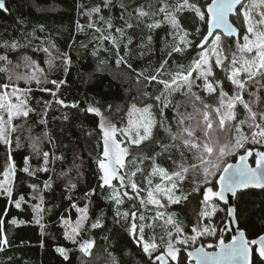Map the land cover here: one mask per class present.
<instances>
[{
    "label": "snow or ice",
    "instance_id": "6c2138e0",
    "mask_svg": "<svg viewBox=\"0 0 264 264\" xmlns=\"http://www.w3.org/2000/svg\"><path fill=\"white\" fill-rule=\"evenodd\" d=\"M26 7L42 16L59 11L42 0H26ZM73 8L74 31L61 48L47 23L14 16L17 9L0 0V264H19L9 255V226L34 224L48 235L45 218L59 205L49 206L46 193L57 180L69 202L57 225L72 247L55 252L66 264L73 252L79 264H93L91 234L108 231L109 220L146 258L136 264H180L186 248L196 264H264V215L256 231L237 227L228 243L219 216L239 224L250 191L264 196V0H74ZM88 56L91 72L81 63ZM73 65L82 83L114 65L113 80L132 85L126 102L69 103L62 89ZM60 109L74 110L83 142L71 157L50 128V113ZM85 152L96 183L79 195ZM97 196L110 217L103 208L93 216ZM24 212L31 218L18 219ZM206 240L215 251H206ZM105 251V264H121Z\"/></svg>",
    "mask_w": 264,
    "mask_h": 264
},
{
    "label": "trees",
    "instance_id": "16d2710c",
    "mask_svg": "<svg viewBox=\"0 0 264 264\" xmlns=\"http://www.w3.org/2000/svg\"><path fill=\"white\" fill-rule=\"evenodd\" d=\"M42 3H54L59 11L52 13L48 16H42L37 12H32L26 7L25 3L22 4L21 0H9V6L17 9L14 12V16L17 14H22L25 16H30L34 21L39 23H47L50 30H52L53 39L59 44L61 48H64L66 44L69 42V29L74 31V22L77 19L75 10L73 8L74 0H42ZM13 16V18H14ZM13 18H9L8 23H12ZM63 29V33L61 36H57L56 30ZM83 37H78V39H82ZM76 47L75 45L73 46ZM83 50H81L82 52ZM41 57L43 54H40ZM73 58H76V52L72 53ZM83 71L91 72L95 67V62L93 59L88 56L87 63H83ZM46 67V65H42ZM116 69L113 66L105 69L103 72H99L96 74L95 79L90 83H82L79 77L78 66L73 65L70 70V74L67 77L69 81V86L62 89V98L66 99L69 103L72 101L84 102L85 100L91 102L93 100L100 101L101 103H112L114 105H123L127 98L128 93L124 91L125 88L132 87L131 84H124L121 87V83L118 80H113V77L116 73ZM55 78V77H53ZM51 87V85H49ZM36 95L43 96L45 99L49 98L45 93H36ZM83 106V103H82ZM55 108V106H54ZM68 111L70 119L69 121H63L62 119L52 120V116L59 117L62 112ZM74 110H66L60 109L59 111H52L50 113V128L51 131L57 138L58 144H66L67 148H60L59 151H63L71 157L72 152L80 151L83 147L82 140L79 139V131L74 126L73 121L76 119L75 116L72 115ZM89 125L95 123L94 117L88 118ZM48 146L45 145V148ZM23 151H27V149H23ZM4 158L3 151L0 150V163H2ZM19 162L20 158L17 157ZM84 173L86 183H82L78 189V194L82 195L83 191L88 187H95V177L93 176V172L95 171L96 165L88 158L87 152L84 153ZM61 171L59 165L57 166L56 172L59 173ZM60 181L57 180V184L54 185V190L46 193V199L48 201V205H59V207H53L52 214L46 216L47 221V233L48 235L45 237H41L38 228L34 224L24 225L17 229H11L10 231H14L15 235L14 246L10 251L9 255H14L19 258V264H66V262L62 261V258L55 252V248L57 246H66L72 247V245L68 244L61 235V229L57 225V221L59 220V216L64 213V209L68 205V201L63 199L61 196L62 188L59 186ZM22 191L30 192L27 184H24ZM259 189H253L250 191L249 196L245 197L247 201V206L250 209L249 213L246 214V218L241 219L238 227L241 229H245L247 233L250 235L252 232L256 231V228L259 224L258 217L264 215V206H261V201H264V196L260 194ZM82 203V201H81ZM235 203V201H234ZM220 207L226 208L222 203L219 204ZM5 207V201L3 198H0V209ZM11 208V206H9ZM193 206L189 205V209L191 210ZM101 208L104 209L105 212L108 213V216H111V212L108 210L107 206L104 204V201L97 196L95 198V204L92 209L93 216L98 215ZM18 210L11 208V212L13 214L17 213ZM72 215L74 217V210L72 211ZM219 216L223 218L224 225L226 221V215L224 212H220ZM30 213L24 212L18 215V219H30ZM183 219V217H181ZM251 221V222H250ZM219 223V221H217ZM108 231L96 230L91 235L97 241V247L94 249L93 257L91 258L93 264H105V261L108 259L107 252L105 249H108L113 252L120 260L121 264H136L137 259H145L143 257L142 252L135 247L131 238L127 236L126 233L119 230L118 227H114L111 225V221L108 222ZM102 236H107L108 240L101 239ZM230 236L227 235L225 241H228ZM43 240V248L40 247L41 241ZM215 242L214 240H206L204 241V246L207 251L214 250V248L209 249L206 247L207 243ZM19 245V247H16ZM200 245V242L197 243V247ZM191 248H186L182 250L180 255V264H192L187 261V256L185 254L186 250H190ZM72 264H79L78 256L79 254L73 252L70 254Z\"/></svg>",
    "mask_w": 264,
    "mask_h": 264
},
{
    "label": "water",
    "instance_id": "95a60500",
    "mask_svg": "<svg viewBox=\"0 0 264 264\" xmlns=\"http://www.w3.org/2000/svg\"><path fill=\"white\" fill-rule=\"evenodd\" d=\"M234 201H235V199L232 198V199L230 200V203H234ZM220 203H222V204L225 205L226 207L228 206V205L225 204L224 202H220ZM224 225H227V226L224 227ZM224 225L222 226V227H223V238L225 239L226 236L229 235V236H230L229 241H225V243H228V242H230L231 237L235 234V231H236L238 225H237L236 222H229V220H228L227 218H226V221H225ZM199 246H200V245H199ZM188 251H191V250H186V251H185L186 256H187ZM206 251H207V250H206ZM213 251H215V249L212 250V251H208V252H213ZM187 258H188V256H187ZM187 261H188L189 263L196 264L194 258H188Z\"/></svg>",
    "mask_w": 264,
    "mask_h": 264
},
{
    "label": "rangeland",
    "instance_id": "374dc122",
    "mask_svg": "<svg viewBox=\"0 0 264 264\" xmlns=\"http://www.w3.org/2000/svg\"><path fill=\"white\" fill-rule=\"evenodd\" d=\"M190 250H192V249H190ZM212 251V250H211Z\"/></svg>",
    "mask_w": 264,
    "mask_h": 264
},
{
    "label": "flooded vegetation",
    "instance_id": "af4514ba",
    "mask_svg": "<svg viewBox=\"0 0 264 264\" xmlns=\"http://www.w3.org/2000/svg\"><path fill=\"white\" fill-rule=\"evenodd\" d=\"M229 241V240H228Z\"/></svg>",
    "mask_w": 264,
    "mask_h": 264
}]
</instances>
